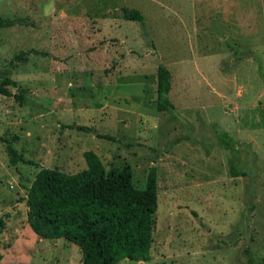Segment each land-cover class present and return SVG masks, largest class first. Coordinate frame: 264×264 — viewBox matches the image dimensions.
I'll return each mask as SVG.
<instances>
[{
  "label": "rangeland",
  "instance_id": "1",
  "mask_svg": "<svg viewBox=\"0 0 264 264\" xmlns=\"http://www.w3.org/2000/svg\"><path fill=\"white\" fill-rule=\"evenodd\" d=\"M0 85L2 264H84L37 236L27 198L42 170L87 169V151L139 190L157 168L151 260L130 264H264V0H0ZM15 136L28 163L13 166Z\"/></svg>",
  "mask_w": 264,
  "mask_h": 264
},
{
  "label": "trees",
  "instance_id": "2",
  "mask_svg": "<svg viewBox=\"0 0 264 264\" xmlns=\"http://www.w3.org/2000/svg\"><path fill=\"white\" fill-rule=\"evenodd\" d=\"M127 21L145 25V17L138 9L123 8ZM5 26L14 25L6 21ZM36 53V52H34ZM26 62L25 54L16 58ZM172 73L163 65L157 72V108L159 112L174 110L169 94L172 90ZM11 72H6L4 86L15 85ZM0 85V94L10 96ZM24 104V95L16 97ZM96 133L89 127H78ZM98 138L112 140L96 134ZM7 144L11 165L25 162L13 144ZM87 169L67 174L58 169L42 170L29 189L27 198L28 223L41 239L66 241L80 248L84 264H120L123 261L149 262L153 244L154 215L158 209L157 168L149 171L146 188L139 190L133 184L129 166L110 172L93 151L84 153ZM25 163H28L27 161ZM0 222V229L4 228ZM3 254L0 250V264Z\"/></svg>",
  "mask_w": 264,
  "mask_h": 264
},
{
  "label": "crops",
  "instance_id": "3",
  "mask_svg": "<svg viewBox=\"0 0 264 264\" xmlns=\"http://www.w3.org/2000/svg\"><path fill=\"white\" fill-rule=\"evenodd\" d=\"M27 220H28V216H27ZM70 243V242H69ZM80 249V248H79ZM4 258V257H3ZM83 262V261H82ZM126 262H128L129 264L130 263H136V262H131V261H123L122 263H120V264H124V263H126Z\"/></svg>",
  "mask_w": 264,
  "mask_h": 264
}]
</instances>
